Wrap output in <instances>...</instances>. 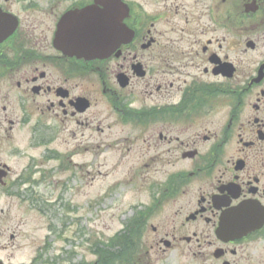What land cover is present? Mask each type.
Segmentation results:
<instances>
[{
    "label": "flooded vegetation",
    "instance_id": "af4514ba",
    "mask_svg": "<svg viewBox=\"0 0 264 264\" xmlns=\"http://www.w3.org/2000/svg\"><path fill=\"white\" fill-rule=\"evenodd\" d=\"M94 1L0 0V192L55 220L78 170L73 139L115 123L139 156L146 195L89 264L113 250L120 264L170 253L187 264H264V0H121L131 42L84 60L74 27ZM25 226L9 241L28 240Z\"/></svg>",
    "mask_w": 264,
    "mask_h": 264
},
{
    "label": "rangeland",
    "instance_id": "374dc122",
    "mask_svg": "<svg viewBox=\"0 0 264 264\" xmlns=\"http://www.w3.org/2000/svg\"><path fill=\"white\" fill-rule=\"evenodd\" d=\"M95 84L102 87L97 80ZM93 99L97 120L102 122L103 128L105 105L100 92ZM114 126L115 123L102 135L94 132L91 137L85 131V136L73 139V145L78 144V170L75 181L64 185L62 210L55 220L27 212L23 205L0 192V260L4 264H27L35 254L41 253L44 239L48 246L47 252L42 250L46 260L54 262L56 259L57 264H89L95 244L99 249V242L110 239L120 230L123 214L137 205L138 196H142L140 192L143 196L146 192L141 190L134 176L139 156L134 150L127 151L128 147L121 142L127 134ZM54 147L65 151L67 145L60 140ZM29 153L36 154L34 150ZM21 219L26 223L22 231L27 232L28 240L21 238L12 243L9 235ZM48 224L57 227V237L47 236ZM17 245L23 248L15 249ZM174 257L175 253H170L166 261L153 264H187L177 262Z\"/></svg>",
    "mask_w": 264,
    "mask_h": 264
},
{
    "label": "water",
    "instance_id": "95a60500",
    "mask_svg": "<svg viewBox=\"0 0 264 264\" xmlns=\"http://www.w3.org/2000/svg\"><path fill=\"white\" fill-rule=\"evenodd\" d=\"M93 7L82 11L74 27L76 56L84 60L104 59L122 44L131 41L133 33L122 23L128 16L120 0H95ZM15 26L11 27V33ZM63 28H60V34ZM86 107V106H85ZM0 264H3L0 261Z\"/></svg>",
    "mask_w": 264,
    "mask_h": 264
},
{
    "label": "trees",
    "instance_id": "16d2710c",
    "mask_svg": "<svg viewBox=\"0 0 264 264\" xmlns=\"http://www.w3.org/2000/svg\"><path fill=\"white\" fill-rule=\"evenodd\" d=\"M114 252L115 250L111 251V253L108 252L111 257L109 258L107 262L105 261L103 264H120L121 263V259L118 254V251L116 253Z\"/></svg>",
    "mask_w": 264,
    "mask_h": 264
}]
</instances>
